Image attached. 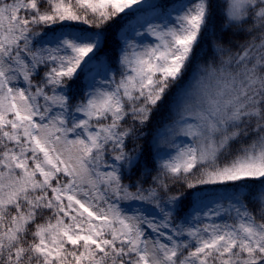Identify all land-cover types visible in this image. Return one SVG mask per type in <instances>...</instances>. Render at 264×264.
Here are the masks:
<instances>
[{
    "label": "snow or ice",
    "instance_id": "snow-or-ice-1",
    "mask_svg": "<svg viewBox=\"0 0 264 264\" xmlns=\"http://www.w3.org/2000/svg\"><path fill=\"white\" fill-rule=\"evenodd\" d=\"M0 264H264V0H0Z\"/></svg>",
    "mask_w": 264,
    "mask_h": 264
},
{
    "label": "trees",
    "instance_id": "trees-1",
    "mask_svg": "<svg viewBox=\"0 0 264 264\" xmlns=\"http://www.w3.org/2000/svg\"><path fill=\"white\" fill-rule=\"evenodd\" d=\"M167 2L171 3L172 0H167ZM112 36L114 37L115 36V31H113L112 33ZM208 44H209V51H210V40L208 41ZM113 39H109L105 49H104V52L105 53H110L112 48H113ZM147 140L150 141L151 140V136L147 137ZM146 148H149L150 151H152L153 149L150 148V146L148 144L145 145Z\"/></svg>",
    "mask_w": 264,
    "mask_h": 264
},
{
    "label": "rangeland",
    "instance_id": "rangeland-1",
    "mask_svg": "<svg viewBox=\"0 0 264 264\" xmlns=\"http://www.w3.org/2000/svg\"><path fill=\"white\" fill-rule=\"evenodd\" d=\"M184 138L183 137H176V140H177V142H179V141H181V140H183Z\"/></svg>",
    "mask_w": 264,
    "mask_h": 264
}]
</instances>
